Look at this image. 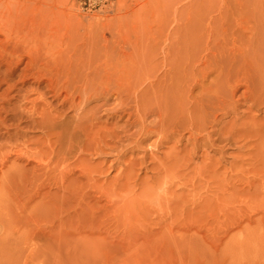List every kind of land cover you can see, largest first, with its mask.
<instances>
[{"label": "rangeland", "instance_id": "1", "mask_svg": "<svg viewBox=\"0 0 264 264\" xmlns=\"http://www.w3.org/2000/svg\"><path fill=\"white\" fill-rule=\"evenodd\" d=\"M3 1L69 75L5 104L0 264H264V0Z\"/></svg>", "mask_w": 264, "mask_h": 264}, {"label": "bare ground", "instance_id": "2", "mask_svg": "<svg viewBox=\"0 0 264 264\" xmlns=\"http://www.w3.org/2000/svg\"><path fill=\"white\" fill-rule=\"evenodd\" d=\"M226 7L229 11L238 12L240 15L251 12V9L246 7L243 2H235L233 5L226 4ZM224 9V7L219 8V10ZM255 10L256 8H254ZM37 28L20 22L10 12L8 5L0 0V38L3 37L0 39V113L7 114L0 120V126L6 128L8 132L14 124L7 126L6 123H15L23 117L15 110L8 111L5 108V104L9 103L11 99L21 96L20 85H25L31 79H35L39 84L47 82L52 91L56 93L55 95L58 93L59 85L61 86L60 92L67 90L65 81L69 75L68 59L65 58L62 51H59V57H55L54 45L50 46L42 28ZM80 79L81 75L78 74L77 80ZM15 93L16 95H14ZM257 94L260 99L264 100V86L258 87ZM74 104L75 102L71 103V105ZM48 108L49 106H46L43 111L46 112ZM138 121L143 123L140 118ZM31 125L33 128L47 127L44 121L38 124L34 119H32ZM60 176V184L64 186L65 173L61 172ZM43 257L44 254L40 253L34 255L33 259L41 260Z\"/></svg>", "mask_w": 264, "mask_h": 264}]
</instances>
